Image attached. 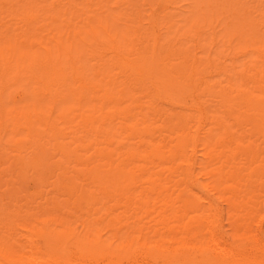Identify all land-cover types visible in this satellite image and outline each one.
Instances as JSON below:
<instances>
[{"label":"rangeland","instance_id":"374dc122","mask_svg":"<svg viewBox=\"0 0 264 264\" xmlns=\"http://www.w3.org/2000/svg\"><path fill=\"white\" fill-rule=\"evenodd\" d=\"M263 232L264 0H0V264H264Z\"/></svg>","mask_w":264,"mask_h":264},{"label":"bare ground","instance_id":"6f19581e","mask_svg":"<svg viewBox=\"0 0 264 264\" xmlns=\"http://www.w3.org/2000/svg\"><path fill=\"white\" fill-rule=\"evenodd\" d=\"M151 50V49H150ZM187 207V206H186ZM186 224V223H185ZM206 225V224H205ZM207 226V225H206ZM141 228V227H140ZM143 229V228H142ZM14 231V230H13ZM74 232V231H73ZM3 233V232H2ZM6 233V232H5ZM5 233H3V234H5ZM201 235H204V237H207V241H209L208 242V246L206 247L207 249H210L212 252H216V254H214V260L215 261H227L228 259L229 260H234L235 259V257H236V255H237V248H235V246H232V245H228L223 239H221V238H219L217 235H216V233H215V229L213 228V229H210V230H208V231H206V232H203V234L201 233V232H199ZM264 233V232H263ZM47 234V233H46ZM79 234V233H78ZM156 234V233H155ZM196 234H198L197 232H196ZM118 235V234H117ZM134 235V234H133ZM168 235V234H167ZM173 235V234H172ZM126 236V235H125ZM137 236V235H136ZM171 237V236H170ZM193 237V236H192ZM191 237V238H192ZM210 239H209V238ZM134 238V237H133ZM132 238V239H133ZM136 238V237H135ZM143 238V237H142ZM162 238V237H161ZM252 238V237H251ZM8 239H10V238H8ZM176 239V238H175ZM188 239V238H187ZM192 239H194V238H192ZM209 239V240H208ZM259 239V238H258ZM169 240V239H168ZM171 240V239H170ZM133 241H135V240H133ZM158 241V240H157ZM163 241H166V240H163ZM162 241V239H161V242H163ZM175 241V240H174ZM202 241H204V240H202ZM201 241V242H202ZM12 242L13 243H15V240L13 241L12 240ZM170 242V241H169ZM177 242H179V241H177ZM181 244V243H180ZM7 245V244H6ZM14 245H16V243L14 244ZM133 245V244H132ZM138 245V244H137ZM234 245V244H233ZM35 247L37 246V245H34ZM34 246L32 247V254L31 255H28L27 256V260H29L33 255H34ZM151 246V245H150ZM171 246V245H170ZM174 245H172V247H173ZM200 246V245H199ZM16 248V247H15ZM20 248V247H19ZM18 248V250H20ZM37 248H39L38 246H37ZM41 248H42V246H41ZM161 248H162V246H161ZM160 248V249H161ZM164 248V247H163ZM175 248V247H174ZM173 248V249H174ZM178 248V247H177ZM176 249V248H175ZM200 249V248H199ZM11 250V249H10ZM21 253V252H20ZM176 253V252H175ZM1 254H6L7 256H8V258H9V262H15L13 259H12V257L15 255V254H11V253H7L6 252V249H2L1 248V250H0V255ZM27 254H29V253H27ZM46 255H49V257H51V258H54L53 260H52V262H50L49 261V259H48V261L47 260H45V259H43L44 257H43V255L41 256V255H38L37 254V256H35L37 259L38 258H42L43 260H45L44 262L46 263V264H56L59 260H60V257H58V256H56V255H54V254H52V253H49V252H47V254ZM25 256V255H24ZM259 256V255H258ZM29 258V259H28ZM71 258V257H70ZM258 258V257H257ZM6 259V258H5ZM32 259V258H31ZM59 259V260H58ZM243 259V258H242ZM21 260V259H20ZM40 260V259H39ZM145 260V259H144ZM5 261V260H4ZM35 262L37 261V260H34ZM42 261V260H41ZM6 262V261H5ZM50 262V263H49ZM30 263V262H29ZM37 263V262H36ZM59 263V262H58ZM34 264V263H33ZM44 264V263H43ZM60 264V263H59Z\"/></svg>","mask_w":264,"mask_h":264}]
</instances>
